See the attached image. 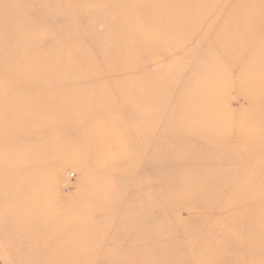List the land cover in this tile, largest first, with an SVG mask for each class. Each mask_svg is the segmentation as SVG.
<instances>
[{"label": "rangeland", "instance_id": "rangeland-1", "mask_svg": "<svg viewBox=\"0 0 264 264\" xmlns=\"http://www.w3.org/2000/svg\"><path fill=\"white\" fill-rule=\"evenodd\" d=\"M261 71L264 0H0L43 205L36 255L0 235V264H264Z\"/></svg>", "mask_w": 264, "mask_h": 264}, {"label": "bare ground", "instance_id": "bare-ground-1", "mask_svg": "<svg viewBox=\"0 0 264 264\" xmlns=\"http://www.w3.org/2000/svg\"><path fill=\"white\" fill-rule=\"evenodd\" d=\"M140 20L141 18L135 15L132 19L129 17L127 18V23L125 22V24L127 25L129 34L132 35V30H135L134 28H138L137 30L143 28ZM132 36H134V34ZM9 62L4 63L5 67L16 69V65L14 63L9 65ZM262 72L264 71H261L260 77L256 79L258 85L264 81V73ZM42 74L43 72H39L37 76L42 78ZM16 75L14 79L36 78L32 76L31 72L23 69V67H18ZM44 76H46V73ZM5 80H7V78H2L1 81L4 82ZM262 85L263 83L261 86ZM6 96L7 94H4V92L0 90V229L2 231H0V235L3 240L9 243L7 249L10 254L18 259L26 260L32 259L33 255H36L35 251L30 252L26 247L37 249L34 245L36 244V239L40 237L35 229L34 232L31 230L33 223L31 220L37 219L42 212L39 206L43 205H41V202L40 205L37 203V199H40L41 195V185L33 178L35 166L31 164L28 165L29 167L26 169L24 167L26 165L25 161H23V163L17 161V158L25 159L26 155V149H24L23 143L19 141V135L21 134L19 132V124L24 122V114H21L17 109L8 108L6 106ZM16 161L18 164H14L17 163ZM24 171H28L30 176H26ZM29 208L31 210H29ZM28 212L30 213L29 220L25 217ZM47 221L49 222L48 225H50L55 222V219L50 218ZM254 236L256 238L258 233L255 232ZM253 239L254 238L250 235V237L244 239V242L247 244V242H251ZM235 240L239 242V244L243 242L242 239ZM252 246L255 249L256 244ZM24 247L25 249H23ZM48 261H53V255L46 257L41 264H46Z\"/></svg>", "mask_w": 264, "mask_h": 264}]
</instances>
